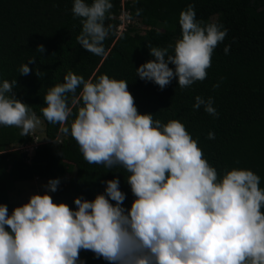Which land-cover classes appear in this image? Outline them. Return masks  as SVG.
<instances>
[{
    "label": "clouds",
    "instance_id": "1",
    "mask_svg": "<svg viewBox=\"0 0 264 264\" xmlns=\"http://www.w3.org/2000/svg\"><path fill=\"white\" fill-rule=\"evenodd\" d=\"M112 7L111 0L90 5L74 0L72 14L82 23L76 39L84 50L104 53ZM179 25L181 38L174 46H147L153 59L136 69V76L161 90L174 78L181 89L205 80L213 50L227 34L218 23L198 21L193 4L180 13ZM44 51L37 46V52ZM30 72L21 65V75ZM15 85V80L0 84V126L28 136L39 118L15 98ZM78 88L81 106L63 133L71 135L89 164L124 168L135 199L129 209L122 207L126 196L113 179L94 200L74 199L76 210L53 203L48 194L32 195L10 216L0 204V264H77L81 250L109 264H264V189L258 175L233 169L219 178L181 122L165 124L138 114L127 81L107 75L91 82L68 72L44 97L41 112L50 124L67 125L68 94L75 96ZM213 103L196 96L193 109L203 106L216 117ZM207 138L214 139V133ZM59 183L49 180L46 192L57 191Z\"/></svg>",
    "mask_w": 264,
    "mask_h": 264
},
{
    "label": "trees",
    "instance_id": "2",
    "mask_svg": "<svg viewBox=\"0 0 264 264\" xmlns=\"http://www.w3.org/2000/svg\"><path fill=\"white\" fill-rule=\"evenodd\" d=\"M73 2L0 0V84L16 81L15 98L42 121L44 137L28 159L19 150H4L9 145H22L25 139L18 129L0 126V204L7 206L9 216L13 211L8 201L10 186L33 179L45 186L49 180L59 179L57 191L47 193L53 203H64L72 210H76L74 199L94 200L104 194L105 181L113 179L119 180V190L126 196L122 207L129 209L135 199L124 168L89 164L76 141L62 131L70 127L77 106H81L80 88L75 96L68 94L72 115L67 125L50 124L42 115L48 90L63 83L68 72L91 82L101 75L127 81L138 114H151L165 124L181 122L219 178L233 169L250 170L260 177L259 187L264 189V0L126 1L123 8L128 18L145 29L140 34L128 29L118 37L115 27L121 0H111L113 7L105 20V26L111 28L103 42L105 51L99 56L77 42L82 23L72 14ZM85 2L90 5L92 0ZM189 4L194 5L198 21L218 23L227 34L213 50L205 80L181 89L174 78L161 90L136 76V69L153 59L147 46H174L181 38L179 15ZM158 24L163 25L161 30L156 28ZM38 45L44 47L43 53L37 52ZM30 58L35 59L33 65L28 64ZM24 64L32 69L28 75L19 73ZM169 67L174 69L171 64ZM215 84L219 87L213 88ZM196 96L211 97L218 116L207 114L203 106L194 110ZM209 132L214 133V139L207 138ZM58 134L61 138L56 142ZM68 174L71 177L67 179ZM79 260L83 264H109L88 250L79 252Z\"/></svg>",
    "mask_w": 264,
    "mask_h": 264
},
{
    "label": "rangeland",
    "instance_id": "3",
    "mask_svg": "<svg viewBox=\"0 0 264 264\" xmlns=\"http://www.w3.org/2000/svg\"><path fill=\"white\" fill-rule=\"evenodd\" d=\"M126 1H131V0H121L122 5H120V10L118 11L117 16H116V19L118 21L117 24L122 25V29H124L125 31L126 30L128 31V29H130L131 31H133V33L140 34L144 31L145 27L140 25L138 22L131 21L127 18V13L125 12V9L123 8V4ZM156 28L161 30L163 28V25L158 24L156 25ZM10 128L18 129L21 135V129L16 128V127H10ZM23 137L25 139V143H23L22 145H18V144L9 145V146H6L4 150L5 151H10L13 149L15 150L17 147L27 145V144H31L29 145L30 147L28 148H31V147L33 148V147L43 144L44 137H43L42 121L39 119V123L37 124L36 128L31 133H29L28 136H23ZM60 138H61V135L58 134L56 139L60 140ZM66 177L67 179L70 178L71 174H68ZM43 194H48L46 192L45 185L37 179H33L31 181L14 182L8 190V201L12 204V207L14 209L16 207H20L26 204L32 195H43ZM81 262L82 261L79 260L77 264H81Z\"/></svg>",
    "mask_w": 264,
    "mask_h": 264
},
{
    "label": "built area",
    "instance_id": "4",
    "mask_svg": "<svg viewBox=\"0 0 264 264\" xmlns=\"http://www.w3.org/2000/svg\"><path fill=\"white\" fill-rule=\"evenodd\" d=\"M120 5H122V3H120ZM126 12V11H125ZM127 13V12H126ZM127 18H128V16H127ZM129 19V18H128ZM130 20V19H129ZM123 30V31H122ZM127 31V30H126ZM124 29H122V25H116V27H115V36L116 37H118V36H120L122 33H124V32H126ZM56 142H59V139H56ZM29 145H31V144H27V145H23V146H19V147H17L15 150H19V151H21V152H23V153H25L26 154V157L29 159L30 158V156L32 155V153H33V150L35 149V147H31V148H28V147H30Z\"/></svg>",
    "mask_w": 264,
    "mask_h": 264
}]
</instances>
